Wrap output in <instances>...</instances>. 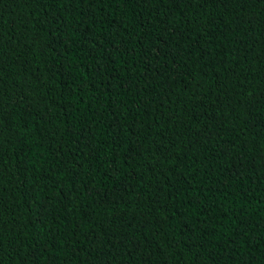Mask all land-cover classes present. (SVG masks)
<instances>
[{"label": "trees", "instance_id": "16d2710c", "mask_svg": "<svg viewBox=\"0 0 264 264\" xmlns=\"http://www.w3.org/2000/svg\"><path fill=\"white\" fill-rule=\"evenodd\" d=\"M0 264H264V0H0Z\"/></svg>", "mask_w": 264, "mask_h": 264}]
</instances>
